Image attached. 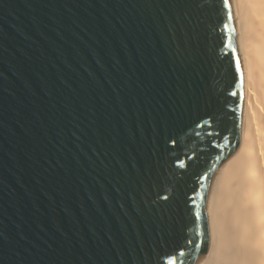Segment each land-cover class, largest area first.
I'll list each match as a JSON object with an SVG mask.
<instances>
[{
  "label": "water",
  "instance_id": "water-1",
  "mask_svg": "<svg viewBox=\"0 0 264 264\" xmlns=\"http://www.w3.org/2000/svg\"><path fill=\"white\" fill-rule=\"evenodd\" d=\"M241 77L229 0H0V264H201Z\"/></svg>",
  "mask_w": 264,
  "mask_h": 264
},
{
  "label": "bare ground",
  "instance_id": "bare-ground-1",
  "mask_svg": "<svg viewBox=\"0 0 264 264\" xmlns=\"http://www.w3.org/2000/svg\"><path fill=\"white\" fill-rule=\"evenodd\" d=\"M242 65L235 155L209 194L201 264H264V0H229Z\"/></svg>",
  "mask_w": 264,
  "mask_h": 264
}]
</instances>
